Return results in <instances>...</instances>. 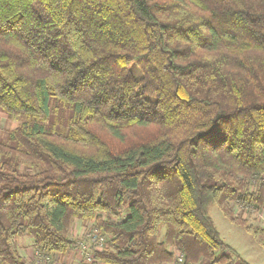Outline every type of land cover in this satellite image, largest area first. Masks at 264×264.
Wrapping results in <instances>:
<instances>
[{
    "label": "trees",
    "instance_id": "1",
    "mask_svg": "<svg viewBox=\"0 0 264 264\" xmlns=\"http://www.w3.org/2000/svg\"><path fill=\"white\" fill-rule=\"evenodd\" d=\"M49 96L67 134L23 123L0 141L4 264H27L26 235L73 250L75 220L102 264H169L171 247L249 264L211 206L264 245L232 207L264 211V0H0V111L43 122Z\"/></svg>",
    "mask_w": 264,
    "mask_h": 264
},
{
    "label": "rangeland",
    "instance_id": "2",
    "mask_svg": "<svg viewBox=\"0 0 264 264\" xmlns=\"http://www.w3.org/2000/svg\"><path fill=\"white\" fill-rule=\"evenodd\" d=\"M135 74L138 76V71L135 70ZM49 116L46 121L40 122L27 117L25 115L8 116L4 112L0 111V141L9 145L15 146L16 142L10 138L9 132L15 127L23 124H38L47 131H56L61 134L68 133L69 120L72 116V109L69 106L63 105L56 100L53 96L48 98ZM234 213L238 214V217L245 221L248 225L258 227L264 230V216L257 217L256 214H248L244 212L243 207L235 206L232 204ZM239 207V208H238ZM256 213V211H254ZM260 212V211H259ZM253 213V212H252ZM209 214L220 234L222 240L227 243L236 253L249 264H264V245H260L249 235L243 228L231 224L216 208L211 206ZM92 223L90 221L75 220L72 223V235L75 238L83 236V241L88 242L86 233H89V228ZM85 236V237H84ZM31 238L29 236H23L18 238L17 246L20 253L23 255L24 261L27 262L28 253L32 250ZM78 252L70 250L66 253L56 254L55 264L61 261V259L72 258L71 262L66 260L65 264H76V256Z\"/></svg>",
    "mask_w": 264,
    "mask_h": 264
},
{
    "label": "built area",
    "instance_id": "3",
    "mask_svg": "<svg viewBox=\"0 0 264 264\" xmlns=\"http://www.w3.org/2000/svg\"><path fill=\"white\" fill-rule=\"evenodd\" d=\"M244 212L248 214H256L255 216L263 217L264 211L261 210L260 212L257 210L256 213L254 211L244 210ZM253 212V213H252ZM88 238V242H84L80 240L77 242L76 247L73 249L74 251L78 252L76 256V264H102L101 262L94 259L92 251L89 249L90 245H93L94 250H100L104 247V239L103 237L99 236L96 231H89L86 233ZM172 252V261L169 264H183L184 256L182 253L175 248H170ZM27 257V264H55L56 257L52 254L41 253L38 250L32 249L28 254ZM0 264H4L0 260ZM201 264H207V262L202 261Z\"/></svg>",
    "mask_w": 264,
    "mask_h": 264
},
{
    "label": "crops",
    "instance_id": "4",
    "mask_svg": "<svg viewBox=\"0 0 264 264\" xmlns=\"http://www.w3.org/2000/svg\"><path fill=\"white\" fill-rule=\"evenodd\" d=\"M66 260H67L68 262H71V261H72V258H69V256L66 257V258H63V259H61L60 262H58V264H65Z\"/></svg>",
    "mask_w": 264,
    "mask_h": 264
}]
</instances>
